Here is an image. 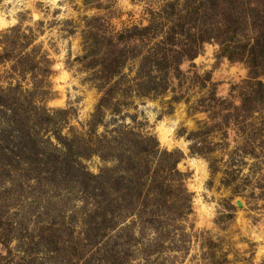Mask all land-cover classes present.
I'll return each mask as SVG.
<instances>
[{"label":"rangeland","instance_id":"1","mask_svg":"<svg viewBox=\"0 0 264 264\" xmlns=\"http://www.w3.org/2000/svg\"><path fill=\"white\" fill-rule=\"evenodd\" d=\"M0 264H264V0H0Z\"/></svg>","mask_w":264,"mask_h":264}]
</instances>
